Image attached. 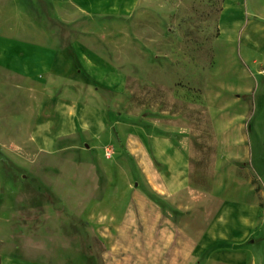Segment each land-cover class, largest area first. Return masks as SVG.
<instances>
[{
	"label": "rangeland",
	"instance_id": "374dc122",
	"mask_svg": "<svg viewBox=\"0 0 264 264\" xmlns=\"http://www.w3.org/2000/svg\"><path fill=\"white\" fill-rule=\"evenodd\" d=\"M58 3L53 13L18 14V26H38V39L55 46L81 44L92 68L79 81L111 112L110 132L41 150L28 121L69 83L18 77V101L34 103L32 113L18 111L17 137L0 130V264H186V239L198 237L234 181L264 190V57L241 47L243 35L228 38L223 20L238 9L240 33L264 24V0ZM0 18L12 23L8 10ZM142 127L185 151L191 189L200 192L151 186L127 148ZM214 187L218 198L208 194ZM257 245L264 264V241Z\"/></svg>",
	"mask_w": 264,
	"mask_h": 264
},
{
	"label": "crops",
	"instance_id": "0c3cea01",
	"mask_svg": "<svg viewBox=\"0 0 264 264\" xmlns=\"http://www.w3.org/2000/svg\"><path fill=\"white\" fill-rule=\"evenodd\" d=\"M38 1L43 0H0V6L4 7L0 14L8 10L12 19L11 24L0 21V130L14 131L17 137L18 111L22 113L24 105L28 110L29 104L34 103V98L25 104L18 101V92L22 91L18 77L35 84L55 77L62 78L69 85L61 94L46 95L41 99L35 118L28 121L32 129L31 141L41 150L51 151L61 139L70 136L101 139L110 132L111 112L98 103L100 100L95 95L89 99L85 89L88 85L79 81L92 68V61L80 47L81 44L71 47L61 42L55 46L38 39V26H18L20 13L26 17L36 16L42 10L53 13L61 9L59 1L65 3L71 0H44L45 5H39ZM225 15L223 20L226 21L228 38L243 35L244 42L239 40L241 47L264 57V24L253 21L240 33L244 22L240 11L230 9ZM230 20L233 21L231 26ZM68 46L69 51H65ZM82 91H85V96L72 97V94ZM27 110L25 113L33 112ZM1 134L0 144H3L5 136ZM139 134L137 144L127 143L128 152L136 162L141 163L145 176L152 178L151 186L157 192L188 196L200 192L191 189L187 154L173 139L155 134L147 127L139 129ZM208 194L211 198L219 196L216 187ZM225 195L198 237L186 239L185 244L191 247L186 253V264L261 263L257 244L264 241V190L260 182L257 190L250 179L234 181ZM1 264L19 262L17 258L3 257Z\"/></svg>",
	"mask_w": 264,
	"mask_h": 264
}]
</instances>
